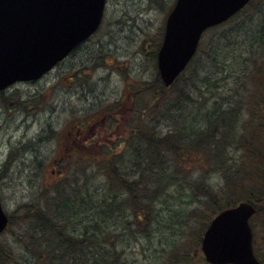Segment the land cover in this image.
<instances>
[{
    "label": "trees",
    "instance_id": "trees-1",
    "mask_svg": "<svg viewBox=\"0 0 264 264\" xmlns=\"http://www.w3.org/2000/svg\"><path fill=\"white\" fill-rule=\"evenodd\" d=\"M253 1L213 29L221 31L238 21ZM257 11L243 18L237 31H244L258 13L264 15V10ZM259 25L253 42L238 56L244 69L235 75L228 96L217 94L218 79L207 74L213 70L212 61L216 65L221 57L214 39L206 42L205 51L202 39L192 62L170 87L157 71L154 87L144 86L135 93L137 104L141 95L150 98L128 123L131 132L122 149L117 152L107 142L106 157L90 159L96 164L87 163L80 171L63 175L60 182L46 185L32 207L22 205L28 241L19 254L0 243V264H129L127 249L119 244H127V235L128 242L138 243L140 237L152 241L155 225L170 231L165 243L177 233L181 239L190 236L193 225L198 228L195 246L174 244L170 251L164 249L162 264H210L201 244L211 221L243 201L257 204L256 216L264 210V17ZM230 34L234 32L226 29L217 36L232 46L236 41ZM224 59L233 57L224 53ZM168 90L173 97L160 99ZM0 99L2 108L11 110L10 98L2 93ZM107 107L108 114L119 112L115 126L133 110L122 111L113 103ZM20 155L12 150L3 169ZM173 200L193 206L174 210L167 204ZM165 214L171 216L170 225L163 221ZM13 222L10 217L9 226Z\"/></svg>",
    "mask_w": 264,
    "mask_h": 264
},
{
    "label": "rangeland",
    "instance_id": "rangeland-1",
    "mask_svg": "<svg viewBox=\"0 0 264 264\" xmlns=\"http://www.w3.org/2000/svg\"><path fill=\"white\" fill-rule=\"evenodd\" d=\"M175 3L176 0H107L105 19L99 33L39 83H19L4 94L11 100V110L3 109L0 99V196L5 211L14 219L1 236L0 243L11 246L18 254L23 251L20 248L25 247L30 233L26 234L29 226L22 220L25 218L22 205L32 207L37 200H33L37 192L46 185L60 182L62 176L69 172L80 171L83 166H88L87 163H92L90 159L106 157L105 152L109 151L105 145L107 142L117 152L122 149L120 145L131 132L128 123L135 117L137 107L143 109V104L146 105L150 98L147 94L141 95L137 104L135 93L144 86L154 87L158 50L167 17ZM259 9L264 10V0H254L240 14L238 21L227 24L221 31L211 29L203 37L204 51L206 42L211 39L218 44L217 51L221 57H217L216 65L212 61L213 68H209L213 70L207 73L213 74V81L218 79V95H230L235 75L244 69L238 56L253 42V35H256L264 15L258 13L253 21L246 24L244 31H237L236 26ZM226 29L234 32L230 36L236 41L235 45L228 46L227 41L217 36ZM224 53L231 54L233 63L230 59L223 60ZM171 97L172 91L168 90L161 93L160 99ZM194 97L197 99L196 92ZM111 103L122 111L133 107L132 113L123 116L119 127L106 122L105 131L100 126L92 130L97 122H91L92 119L101 117H96V113H107V106ZM188 113L190 111L185 114ZM166 129L165 126L164 131ZM109 130L112 135H108ZM42 132L45 142L40 144ZM77 132L80 134L76 135ZM85 135L89 136L86 141L83 140ZM29 149H33L32 153L25 154L24 151ZM12 150L22 154L3 169V162ZM100 181L98 178L97 182ZM167 204L174 210H187L193 206L188 201L182 205L174 200ZM163 221L170 225L171 216L165 214ZM252 226L255 248L264 262V210L253 219ZM155 228L152 241L140 237L138 243L128 242L127 235L128 247L125 243L119 244L127 249L129 264H162L164 249L170 251L183 245L190 249L198 241L195 235L198 228L194 225L190 236L181 239L177 233L167 243L165 237H169L170 231L159 225Z\"/></svg>",
    "mask_w": 264,
    "mask_h": 264
},
{
    "label": "water",
    "instance_id": "water-1",
    "mask_svg": "<svg viewBox=\"0 0 264 264\" xmlns=\"http://www.w3.org/2000/svg\"><path fill=\"white\" fill-rule=\"evenodd\" d=\"M251 0H177L170 12L158 69L166 87L186 70L203 34L227 22ZM106 0H0V91L37 81L100 27ZM254 204L223 210L206 230L202 250L210 264H264L255 254ZM9 224L0 199V234Z\"/></svg>",
    "mask_w": 264,
    "mask_h": 264
},
{
    "label": "flooded vegetation",
    "instance_id": "flooded-vegetation-1",
    "mask_svg": "<svg viewBox=\"0 0 264 264\" xmlns=\"http://www.w3.org/2000/svg\"><path fill=\"white\" fill-rule=\"evenodd\" d=\"M37 83V82H36ZM36 83H32V84H36ZM112 112H114V111H112ZM108 113H110V112H108ZM108 113H100V112H98V115H101V117L100 118H102L101 119V121H99L98 119H100V118H95V121H97L95 124H94V126L92 127V130L96 127V126H100V127H103L104 129H102L103 131H105V126H106V122H110V125L113 123V124H115L114 123V120H116L117 119V117H118V115H119V113L117 114V112H116V115H115V113H111V114H108ZM97 114V113H96ZM32 122V121H31ZM109 124V123H108ZM117 126L116 127H119L120 126V124L119 123H117L116 124ZM44 132V131H43ZM43 132H42V134H41V136L39 135V137L41 138V141H40V144H43L44 142H45V140H44V136H42L43 135ZM80 134V132H77L76 133V135H79ZM108 135H112V131H110L109 130V133H108ZM87 137H89L88 135H85V137H84V141H86V140H88L89 138H87ZM121 138V136L118 138V139H120ZM38 141H39V139H38ZM33 142H34V140H33ZM95 144V143H94Z\"/></svg>",
    "mask_w": 264,
    "mask_h": 264
}]
</instances>
